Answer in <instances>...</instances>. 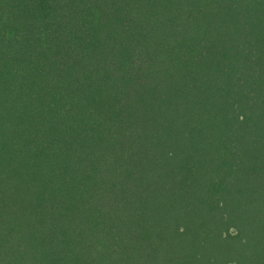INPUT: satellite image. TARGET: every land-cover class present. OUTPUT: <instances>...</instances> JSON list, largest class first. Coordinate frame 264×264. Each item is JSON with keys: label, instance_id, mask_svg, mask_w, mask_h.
Returning a JSON list of instances; mask_svg holds the SVG:
<instances>
[{"label": "trees", "instance_id": "1", "mask_svg": "<svg viewBox=\"0 0 264 264\" xmlns=\"http://www.w3.org/2000/svg\"><path fill=\"white\" fill-rule=\"evenodd\" d=\"M0 264H264V0H0Z\"/></svg>", "mask_w": 264, "mask_h": 264}]
</instances>
